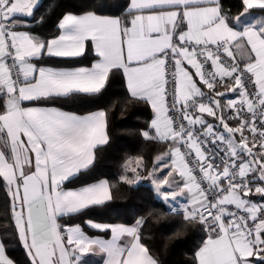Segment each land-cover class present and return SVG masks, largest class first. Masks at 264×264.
Segmentation results:
<instances>
[{"label":"snow or ice","instance_id":"snow-or-ice-1","mask_svg":"<svg viewBox=\"0 0 264 264\" xmlns=\"http://www.w3.org/2000/svg\"><path fill=\"white\" fill-rule=\"evenodd\" d=\"M55 7L0 0V264H264V0Z\"/></svg>","mask_w":264,"mask_h":264},{"label":"trees","instance_id":"trees-1","mask_svg":"<svg viewBox=\"0 0 264 264\" xmlns=\"http://www.w3.org/2000/svg\"><path fill=\"white\" fill-rule=\"evenodd\" d=\"M62 2V0H44L45 5H51L53 8L52 16L55 18V14L58 9L55 7L58 3ZM109 104L114 105L112 108L113 115L111 116L112 129L115 137V149H109L107 152L101 154V159L104 163L105 167L112 166L115 167V161H117L120 155L129 150L128 149V137L125 129L129 126H134L139 121L136 119L137 114L132 111L125 112L123 115L122 111V96L118 90L114 91V93L109 98ZM118 195H123L128 197L127 207H137V204L140 200L147 199V196L142 191H132L126 192L121 190ZM171 225L163 224L161 227L160 224L153 222L152 231L156 234L158 239H165L167 235H170ZM187 244L184 239H175L169 243L168 252L165 255L164 259L166 264H184L185 260V252H186Z\"/></svg>","mask_w":264,"mask_h":264}]
</instances>
